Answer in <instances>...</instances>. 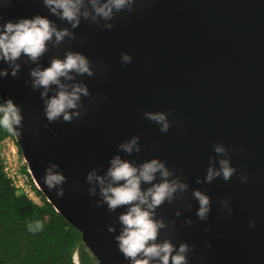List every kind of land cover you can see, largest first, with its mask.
<instances>
[{
    "label": "water",
    "instance_id": "1",
    "mask_svg": "<svg viewBox=\"0 0 264 264\" xmlns=\"http://www.w3.org/2000/svg\"><path fill=\"white\" fill-rule=\"evenodd\" d=\"M37 14L70 27L43 0H0V23ZM111 23L109 30L82 19L75 39L49 45L39 61L47 67L69 50L89 58L95 75L77 76L91 92L82 97L79 119L48 122L40 90L26 83L35 64L20 61L18 77L0 79L2 104L11 98L21 107L22 135L13 136L37 189L80 231L98 264H130L114 238L122 227L118 216L127 209L97 207L100 197L89 195L85 177L93 168L105 172L117 146L137 135L140 152H119L122 158L136 164L159 158L189 184L183 196L156 210V219L175 222L159 240L171 236L177 247L187 242L189 264H264V0H137L134 11L117 13ZM125 52L132 56L127 65L121 62ZM145 111L168 113V132ZM216 143L229 149L237 171L229 181L198 184ZM50 161L67 177L63 198L44 183ZM193 189L211 198L207 220L196 215ZM222 199L230 200L231 215ZM109 225L116 231L109 232Z\"/></svg>",
    "mask_w": 264,
    "mask_h": 264
},
{
    "label": "clouds",
    "instance_id": "2",
    "mask_svg": "<svg viewBox=\"0 0 264 264\" xmlns=\"http://www.w3.org/2000/svg\"><path fill=\"white\" fill-rule=\"evenodd\" d=\"M9 0H5V5ZM137 0H43L49 12L60 20L66 21L70 27L60 28L48 17L37 14L33 17H21L16 21L7 20L0 23V61L8 67L0 68V79L9 74L16 78L20 74L21 63L35 64L29 70L31 88L40 90L44 103V114L49 123L63 121L71 123L84 115L82 97L91 96L86 84L77 81V76L95 75L91 61L81 52L66 51L64 58L53 57L49 66L42 67L41 57L52 48H59L68 38L75 39L73 29L81 20L95 23L98 27L112 29L111 21L116 14L127 10L134 11ZM3 18L0 17V20ZM103 21L104 23H101ZM26 58V59H25ZM121 62L125 65L132 62V56L121 53ZM10 70V72H9ZM55 86V87H53ZM53 94L50 96L49 93ZM144 117L159 125L160 131L168 132L171 127L169 114L163 111H145ZM22 110L11 98L0 104V129L15 136L22 135ZM48 125H45L47 127ZM140 137L133 135L121 142L118 153L109 160V166L103 173L99 168L91 169L85 180L90 196L99 195L96 206L105 204L109 212L118 208H126L118 216L121 231L114 238L118 248L130 264H189L192 246L181 242L179 246L172 242L171 236L159 240L161 230L171 232L174 221L166 222L163 218L156 219V210L165 202L171 203L177 197L183 196L189 189V184L169 169L159 158L145 160L136 164L121 157L119 152L132 155L141 150ZM216 156L209 157L207 173L203 180L197 178L196 183H211L222 177L231 180L236 173L232 165L230 152L222 143L213 145ZM217 164L219 167H217ZM59 165L50 161L45 169L43 180L49 191H55L58 198H63V185L67 177L58 171ZM242 183L248 180L247 175H240ZM142 185H149L142 187ZM192 197L198 202L196 215L200 220H207L211 211V198L200 189L192 190ZM231 215L232 208L229 199L219 201ZM186 207L190 210L191 203ZM181 212L177 210L176 216ZM189 225L191 219L186 221ZM251 226L254 220L249 221ZM28 230L35 233L44 229V222L36 220L27 225ZM109 232H115V226H108Z\"/></svg>",
    "mask_w": 264,
    "mask_h": 264
},
{
    "label": "trees",
    "instance_id": "3",
    "mask_svg": "<svg viewBox=\"0 0 264 264\" xmlns=\"http://www.w3.org/2000/svg\"><path fill=\"white\" fill-rule=\"evenodd\" d=\"M5 138L14 140L0 129V141ZM30 183L39 202L16 190L0 158V264H98L80 231ZM36 220L44 222V229L33 233L27 225Z\"/></svg>",
    "mask_w": 264,
    "mask_h": 264
},
{
    "label": "built area",
    "instance_id": "4",
    "mask_svg": "<svg viewBox=\"0 0 264 264\" xmlns=\"http://www.w3.org/2000/svg\"><path fill=\"white\" fill-rule=\"evenodd\" d=\"M9 138H5L2 141H0V144L5 141L8 140ZM2 162H3V169L7 175V177H9L11 179L12 185L16 188V190L18 192H22L25 195H27L30 199H32L34 202H37L33 199V197H31L32 194H34L36 196V194L34 193L32 187H31V183H30V179L32 180V183L34 184V186L36 187L33 179L31 178V175L28 171L27 165L25 163V161L23 160V166H24V170H21V172L18 170V168H16L15 166H10V159L8 157H6V160L3 159L0 156ZM37 188V187H36Z\"/></svg>",
    "mask_w": 264,
    "mask_h": 264
},
{
    "label": "rangeland",
    "instance_id": "5",
    "mask_svg": "<svg viewBox=\"0 0 264 264\" xmlns=\"http://www.w3.org/2000/svg\"><path fill=\"white\" fill-rule=\"evenodd\" d=\"M0 156L6 160V157L10 159V166H15L18 168V170L21 172L23 169V157L21 153L18 151L17 144L15 142V139H8L3 141L0 144ZM33 199L37 202H39V199L34 194L31 195Z\"/></svg>",
    "mask_w": 264,
    "mask_h": 264
}]
</instances>
